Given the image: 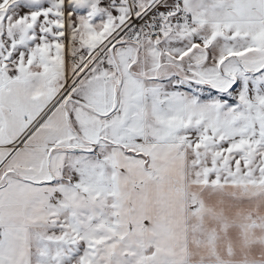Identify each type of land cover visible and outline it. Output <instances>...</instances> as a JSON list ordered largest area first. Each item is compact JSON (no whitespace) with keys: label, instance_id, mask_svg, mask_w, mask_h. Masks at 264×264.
Wrapping results in <instances>:
<instances>
[{"label":"snow or ice","instance_id":"snow-or-ice-1","mask_svg":"<svg viewBox=\"0 0 264 264\" xmlns=\"http://www.w3.org/2000/svg\"><path fill=\"white\" fill-rule=\"evenodd\" d=\"M0 264H264V0H0Z\"/></svg>","mask_w":264,"mask_h":264}]
</instances>
